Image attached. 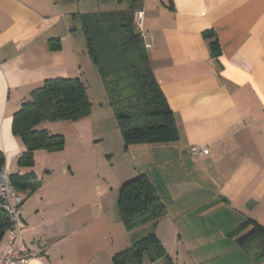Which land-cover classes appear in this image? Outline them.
Wrapping results in <instances>:
<instances>
[{"label": "crops", "instance_id": "0c3cea01", "mask_svg": "<svg viewBox=\"0 0 264 264\" xmlns=\"http://www.w3.org/2000/svg\"><path fill=\"white\" fill-rule=\"evenodd\" d=\"M71 1L0 0V148L10 174L24 150L11 132L21 102L45 79L81 78L72 24L80 13L70 11ZM137 3L144 10L143 45L151 42L145 47L148 64L172 112L177 137L128 145V154L133 149L139 158H157L155 165L134 164L125 170L117 196L114 188L106 191V201L97 204L99 214L93 218L88 212L83 218L81 209L73 214L71 197L62 186L49 188L48 182L36 181L31 191H18L23 197L21 251L33 255L27 264H113L112 256L126 248L127 239L88 233L122 225L118 210L114 214L118 188L140 173L147 175L166 206L154 229L171 258L179 257L182 249L177 222L209 204L264 227V0ZM205 31L218 42L216 57ZM109 113L100 114L113 125ZM192 145H208L210 152L191 155ZM14 168V173L32 171L34 180L39 178L34 167ZM46 172L45 178L52 175ZM169 244H174V253Z\"/></svg>", "mask_w": 264, "mask_h": 264}, {"label": "trees", "instance_id": "16d2710c", "mask_svg": "<svg viewBox=\"0 0 264 264\" xmlns=\"http://www.w3.org/2000/svg\"><path fill=\"white\" fill-rule=\"evenodd\" d=\"M80 27L86 43V51L105 86L125 148L133 143H163L174 141L177 131L172 112L153 77L146 48L139 34L134 31L132 19L123 15L90 12L80 14ZM211 31L203 32L209 39L211 54H219V46ZM138 37L140 44L133 38ZM137 58L131 61V56ZM125 73V76H122ZM127 81L129 91L121 95L119 81ZM126 101V105L122 104ZM91 102L87 98V85L79 76L52 77L30 91L19 108L13 113L11 132L21 141L24 150L18 163L32 161L37 149L55 150L63 146L62 134L52 132L49 124L73 121L88 115ZM4 154L0 148V169L4 166ZM19 165V166H20ZM35 176L32 171L9 174L17 191H31ZM117 210L126 231L149 223V231L112 256L113 264H141L148 255L151 264L162 258L166 264H175L155 233L157 220L166 214L153 183L144 173L124 181L118 188ZM250 227L245 235L264 237V227L248 217L240 226ZM9 221L0 208V241L5 237ZM247 241V240H246Z\"/></svg>", "mask_w": 264, "mask_h": 264}, {"label": "rangeland", "instance_id": "374dc122", "mask_svg": "<svg viewBox=\"0 0 264 264\" xmlns=\"http://www.w3.org/2000/svg\"><path fill=\"white\" fill-rule=\"evenodd\" d=\"M71 2L70 11L80 14L95 11L109 14L112 10L121 9L115 14L132 19V23L133 11L139 7L138 0H72ZM79 18L72 21L76 27L73 30V43L77 46L79 73L87 85V98L91 102L90 113L73 121L58 122L57 125L50 123L51 129L56 127L53 131L62 134V148L37 149L32 155V161L20 165L17 158L13 161L10 171L14 173V167L18 165L26 168L34 167L39 178L33 180L32 184L36 181H44V183L48 182L49 188L54 185L64 187L63 190L71 197L73 214L81 209L83 218L87 212L93 218L96 213L99 214L97 204L100 202L104 204L106 201V197H102L106 191L114 188V195L117 196L118 182L125 170H129L134 164L141 168L155 165L157 158H139L135 156L136 151L133 149L130 150V154L127 153L117 125L113 126L116 124V119L110 110L112 108L108 102L105 86L86 51L85 37ZM138 36L141 37V34ZM133 42L140 44L138 37L133 38ZM136 58L137 55L133 54L131 61L134 62ZM122 76H125V73H122ZM126 84V80L117 83L122 89L120 94L123 96L129 94V91L124 88ZM126 103L122 101L123 105ZM108 112L111 114L113 125L109 124L110 120L107 116H102L107 115ZM103 125L105 131L101 130ZM99 135L103 137L99 138ZM143 152L139 153L143 156ZM47 170L52 175L45 178ZM63 170H65L64 175L60 173ZM108 202L110 206L111 201L108 200ZM213 206L214 204H209L207 210L201 207L202 209L193 213L192 216L186 215L177 222L181 228L179 233L182 249L179 257L172 258L173 262L191 264L192 256L196 264H264V237L255 235L247 239L245 235L250 227L240 226V222L245 220L244 217L238 218L220 207L212 209ZM114 214L117 215V208H114ZM105 217L103 215L98 223L100 224ZM182 226L186 229L184 230ZM105 229L102 226L96 227L88 234L98 236L110 234L114 241L120 236L122 240L127 239L126 247H128L132 238L138 239L149 231L150 224H141L131 232L126 231L121 224L119 227L110 226L109 231ZM160 231L161 227H159ZM83 233L86 234V232ZM168 247L171 253H174L176 249L174 244H169ZM118 249L116 251H120ZM187 249L190 250L189 254L186 253ZM141 264H151L148 255H143ZM153 264H166V262L160 258Z\"/></svg>", "mask_w": 264, "mask_h": 264}, {"label": "built area", "instance_id": "2783aa9c", "mask_svg": "<svg viewBox=\"0 0 264 264\" xmlns=\"http://www.w3.org/2000/svg\"><path fill=\"white\" fill-rule=\"evenodd\" d=\"M144 10L138 7L133 11L134 31L142 33ZM151 45V42L145 47ZM210 149L208 145H192L189 148L191 155H207ZM9 172L4 165L0 169V208L5 212L9 227L5 230L3 243L5 251L0 252V264H27L33 257L30 253L21 251V235L23 224L20 217V208L23 204V197L12 186L9 179Z\"/></svg>", "mask_w": 264, "mask_h": 264}]
</instances>
